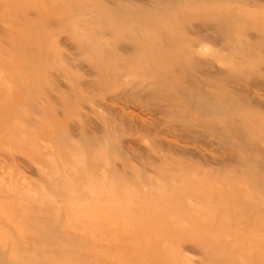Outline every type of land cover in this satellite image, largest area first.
Here are the masks:
<instances>
[{
	"label": "rangeland",
	"instance_id": "rangeland-1",
	"mask_svg": "<svg viewBox=\"0 0 264 264\" xmlns=\"http://www.w3.org/2000/svg\"><path fill=\"white\" fill-rule=\"evenodd\" d=\"M122 261L264 264V0H0V264Z\"/></svg>",
	"mask_w": 264,
	"mask_h": 264
},
{
	"label": "bare ground",
	"instance_id": "bare-ground-1",
	"mask_svg": "<svg viewBox=\"0 0 264 264\" xmlns=\"http://www.w3.org/2000/svg\"><path fill=\"white\" fill-rule=\"evenodd\" d=\"M94 249H95V248H94ZM84 251H85V250H84ZM147 251H148L149 253H153V251H155V250L152 249V250L150 251V249H147ZM163 251H164V250H163ZM167 251H168V250H167ZM86 252L88 253V250H87ZM95 252H96V251H95ZM164 252H166V251H164ZM164 252H163L164 255H163V254H162V255L165 256V257H167V255H165ZM168 252H169V251H168ZM92 253H94V251H92ZM97 253H99V251H98ZM149 253H148V256H150ZM166 253H167V252H166ZM90 254H91V253H90ZM94 254H96V253H94ZM103 254H104V253H103ZM144 254L146 255V253H144ZM154 254H156V253H154ZM157 254H159V253H157ZM160 254H161V253H160ZM168 254L171 255L170 252H169ZM105 255H107V254H105ZM107 256H108V255H107ZM107 256H106V258H108ZM148 256H146V257H148ZM88 258H90V257H88ZM104 258H105V257H104ZM171 258H172V257H171ZM171 258H170V259H171ZM84 259H85V258H84ZM124 260H125V259H124ZM146 261H147V260H146ZM123 262H124V261H122V264H123ZM125 262H127V261H125ZM169 262H171V261L169 260ZM160 263L162 264V263H164V262H160ZM127 264H129V263H127Z\"/></svg>",
	"mask_w": 264,
	"mask_h": 264
}]
</instances>
